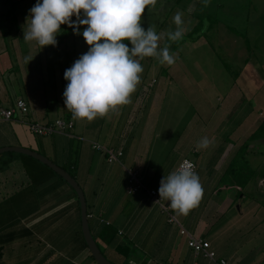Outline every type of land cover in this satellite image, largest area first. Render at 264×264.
<instances>
[{"label": "crops", "instance_id": "obj_1", "mask_svg": "<svg viewBox=\"0 0 264 264\" xmlns=\"http://www.w3.org/2000/svg\"><path fill=\"white\" fill-rule=\"evenodd\" d=\"M210 1L207 0L209 6ZM35 2L0 0V15L11 8V3L17 4L16 24H9L5 35L0 29V107L13 108L18 99L28 107L23 119L0 121V148H28L65 171H73L84 194L89 231L101 253L113 264H214L191 251L181 229L207 241L216 257L229 264H264V176L260 173L254 183L259 200L242 193L248 181L236 185L238 195L241 194L238 200L230 191L232 185L222 182L236 150L264 120L259 103L263 92L249 89L246 83L234 88L235 81L234 90L225 93L224 119L247 98L258 101L251 109L258 113L254 119L231 127L229 134H243L242 137L232 139L228 135L221 139L224 147H218L215 161L209 164L212 169H208L206 162L218 139L214 137L216 132L198 121L197 110L192 107L190 125L178 131L174 126L176 120L168 126L167 121L160 120L168 93L166 87L180 89L177 82L167 77L156 88L157 80L140 79L129 103L109 110L104 121L78 120L71 115L74 132L35 134L28 123H50L64 119L68 112L60 101L51 104L57 98L54 92L59 97L61 93L57 92L62 89L61 78H57L63 66L60 46L40 49L35 41L23 40L22 26ZM219 7L223 10L224 4ZM204 31L207 33L209 27ZM223 64L225 68L228 65ZM50 66L55 67L54 76L50 75L52 89L45 85L42 73L45 69L50 74ZM261 67L264 69V64ZM242 68L234 73L235 80L241 79V75L247 79ZM50 109L53 114L49 115ZM168 113L171 115L167 117H173V110ZM177 113V117L183 114ZM89 129L95 133L93 139L84 136ZM203 136L209 138V145L197 149L196 143ZM96 139H102V150L93 148L99 144ZM109 151L120 155L109 160ZM7 153L0 155V264H96L82 237L80 206L74 191L37 160ZM184 158L194 162L203 193L187 214L170 210L176 222L169 221L144 189L127 192L129 172H136L146 189L156 188L161 178ZM244 159L252 171L263 166L264 142H251ZM233 206L237 210L231 214Z\"/></svg>", "mask_w": 264, "mask_h": 264}, {"label": "rangeland", "instance_id": "obj_2", "mask_svg": "<svg viewBox=\"0 0 264 264\" xmlns=\"http://www.w3.org/2000/svg\"><path fill=\"white\" fill-rule=\"evenodd\" d=\"M210 2L211 5L209 6L207 0H154V3L147 5L141 17V26L145 30L151 28L160 34L161 39L158 41V48L167 46L170 54L174 56V63L172 65L161 64L155 57H144L143 59L135 57L143 68L139 74L140 79H144L146 82L157 80L158 82L154 86L156 88L160 86L161 82H164L163 78L167 77L173 79V82H177L178 87H180V89L171 87V85L166 87L168 93L164 97V104L161 106L163 110L160 117L161 121H167L168 126L171 123L174 124L176 120L175 130L183 129L185 125H190L188 121L191 119L190 112H192L193 107L197 110L198 121L203 122L206 127L208 126L209 130L216 132L214 137L218 140L214 141V153L208 157V162H206L208 169L213 167L209 164L215 161L218 147H224L222 138L228 137V135L232 136V139L238 135L243 136V134L237 133L229 134L231 127L233 128L237 123L240 124L243 120L254 119L258 113V111L251 112L258 101L255 102V100L247 98L246 102H241L238 107H235L232 114L230 113L231 116L224 119L222 117L224 116L222 103L225 93L232 92L234 88H239V84L246 83L249 89H256L263 92L264 95V69L261 67L264 64V0H211ZM221 4H224L223 10L219 7ZM12 7L17 11L16 3H11ZM22 11L24 12L23 8ZM202 11L203 13H201ZM5 12L7 10L3 13ZM177 12L181 13L183 35L177 41H170L167 33L174 31L177 27L173 22V16ZM208 15H210L209 18H207ZM71 19H75V17ZM197 20L201 21L199 34L202 32L205 34L196 41L183 40L185 35L195 26ZM210 23L212 26L206 33L204 28L209 27ZM78 27L82 30L84 26ZM60 28L61 31L56 36V40L58 39L56 46H60L63 66L57 78H61L62 89L57 92L61 93L59 97L56 91L54 92L57 98H53L51 101L53 106L59 101L63 103L62 93L67 83L63 78V72L88 48L83 37L74 34L71 26L62 24ZM244 62H247L245 68ZM223 63H227L229 68L226 69ZM241 67L244 68L242 69L247 79H243V75H241V79L235 80L234 73L240 72ZM54 68L50 66V74L47 70L42 69V73L45 75V85L47 83L51 89L53 77L50 75L54 76L52 72ZM235 81L237 85L232 88ZM252 94L257 98L254 91ZM262 97L263 100L261 99L259 103L262 105L261 115H264V96ZM231 103L233 102L231 101ZM172 110L174 118L167 117L171 115L168 112ZM179 111L183 114L177 117L176 113ZM50 113L53 114L52 109H50L49 115ZM177 115L179 114L177 113ZM96 118L104 121L103 117L97 116ZM58 119L61 118L55 120ZM221 121L223 122L222 126L218 125ZM248 123L244 126L245 130L248 129ZM159 126L164 125L160 124ZM83 128L87 129V126ZM72 129L70 131L74 132ZM87 131L90 133H86ZM87 131L84 132L85 134L83 133L84 136L93 139L95 133L91 129ZM96 141L99 145L103 143L102 139H96ZM189 158L195 160L194 156ZM237 170L240 172L238 174V176L240 175V182L234 179L237 176L236 169L235 171L227 170L226 174L222 176V182L232 185L230 191L236 195V200H238L241 194L238 195L236 185L242 186L248 181L242 193L251 194L256 197V200H259L260 196L255 195L257 190L254 188V183H256L255 180L260 173L264 176V162L263 166L253 171L244 164H237ZM69 171L73 172L72 170ZM54 178L61 180L57 176ZM219 192V196L223 197L222 191ZM231 210V214L235 213L236 206H233Z\"/></svg>", "mask_w": 264, "mask_h": 264}, {"label": "clouds", "instance_id": "obj_3", "mask_svg": "<svg viewBox=\"0 0 264 264\" xmlns=\"http://www.w3.org/2000/svg\"><path fill=\"white\" fill-rule=\"evenodd\" d=\"M150 3L154 0H36L28 10L22 26L25 42L35 41L40 49L55 46L63 24L71 26L73 33L81 35L88 45L87 51L63 72L67 82L63 103L74 119L92 121L129 103L143 71L135 57L174 63L167 46L158 48L160 34L141 26L142 14ZM173 22L177 27L167 37L177 41L183 35L180 12L173 16ZM78 26L84 27L80 30ZM208 145L207 136L196 143L197 149ZM202 193L199 177L186 161L159 181L158 200L167 201L181 214H187Z\"/></svg>", "mask_w": 264, "mask_h": 264}, {"label": "built area", "instance_id": "obj_4", "mask_svg": "<svg viewBox=\"0 0 264 264\" xmlns=\"http://www.w3.org/2000/svg\"><path fill=\"white\" fill-rule=\"evenodd\" d=\"M28 113V107L24 100L18 99L14 103L13 108H5L0 107V121H9V120H16L17 117L20 119L26 116ZM30 130L39 135H47L52 133H60V134H67L70 132V129L73 128L72 121H65L63 119L55 120L54 122L45 123V124H36V123H28ZM93 148L96 150H102L103 148L97 144L93 145ZM109 160L116 159L120 153L113 154L111 151L108 152ZM188 162L191 164L193 171H195V164L193 161L189 159H182L181 162ZM179 163V164H180ZM158 187L146 189L142 184L140 178L138 177L136 172H129L128 179H127V192L132 193L138 189H144L150 198L155 204H157L160 209L168 215L170 222H176V219L171 215L170 210L171 208L168 206V203L164 200H158ZM158 200V201H157ZM180 233L187 237V245L191 249V251L197 255H201L209 260H211L214 264H229L223 258H217L215 253L210 250L209 243L204 241L200 238L193 237L186 230L181 229Z\"/></svg>", "mask_w": 264, "mask_h": 264}, {"label": "water", "instance_id": "obj_5", "mask_svg": "<svg viewBox=\"0 0 264 264\" xmlns=\"http://www.w3.org/2000/svg\"><path fill=\"white\" fill-rule=\"evenodd\" d=\"M7 152H14L18 154H23L29 156L41 164L48 167L52 172L59 176L66 184L74 191L80 206V222H81V233L89 255L94 260L96 264H113L105 258V256L99 250L97 244L95 243L88 226L87 212H86V202L84 194L76 180L64 169L57 166L55 163L44 157L43 155L30 150L28 148L7 146L0 148V155Z\"/></svg>", "mask_w": 264, "mask_h": 264}, {"label": "trees", "instance_id": "obj_6", "mask_svg": "<svg viewBox=\"0 0 264 264\" xmlns=\"http://www.w3.org/2000/svg\"><path fill=\"white\" fill-rule=\"evenodd\" d=\"M13 8L14 7L8 9L7 12L0 15V29H1V33L3 35H5V33L9 30L8 29L9 24H12V25L16 24L15 14H14L15 10ZM209 17H210V15L207 16V18H209ZM211 26H212V24L209 26V30H210ZM200 28H201V21L197 20V23L195 24V26L191 29V31L187 35H185V38L183 40L188 39L190 41H196L197 39H199L202 35L205 34L204 32L199 34V32H201ZM183 40H182V42H183ZM57 42H58V39H57ZM56 44H58V43H56ZM226 68L227 69L229 68L228 65H226ZM71 115H72L71 112L68 110V112L65 115V118L63 120L71 121L69 119L71 117ZM254 141H263L264 142V120L260 123V125L257 127V129L255 131H253L245 140H243L242 144L239 146V148L236 150V152L234 154L232 164L229 165V167H228L229 169L227 168V170H230V168H231V171L232 170L235 171V169H236V171H237L236 175L237 176L234 178L235 180L237 179L236 181L240 182V175L238 176V174L240 172L237 170V164H244L247 167L246 160L244 159L245 153L248 152L249 144L251 142H254ZM6 154H8V153H6ZM5 164H6V162H5ZM67 172L72 177H74L73 172H70L69 170H67Z\"/></svg>", "mask_w": 264, "mask_h": 264}]
</instances>
